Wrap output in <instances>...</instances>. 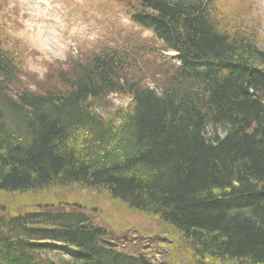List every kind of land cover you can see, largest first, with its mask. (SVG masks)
Here are the masks:
<instances>
[{
	"label": "trees",
	"instance_id": "16d2710c",
	"mask_svg": "<svg viewBox=\"0 0 264 264\" xmlns=\"http://www.w3.org/2000/svg\"><path fill=\"white\" fill-rule=\"evenodd\" d=\"M113 2L126 36L70 51L43 80L0 32V195L92 190L159 219L200 264H264L257 22L222 0ZM114 96L130 102L112 110ZM14 212L0 214V264H155L82 212Z\"/></svg>",
	"mask_w": 264,
	"mask_h": 264
},
{
	"label": "rangeland",
	"instance_id": "374dc122",
	"mask_svg": "<svg viewBox=\"0 0 264 264\" xmlns=\"http://www.w3.org/2000/svg\"><path fill=\"white\" fill-rule=\"evenodd\" d=\"M222 1L227 5L223 13H232L235 22H257L254 26L259 29V46L264 49V0ZM128 26L125 12L113 0H0V32L28 49L27 62L42 80L49 63L64 60L70 51L89 42L120 33L126 36ZM141 35V39L152 37L149 31ZM129 102L128 98L114 96L112 110ZM38 209L82 212L108 231L119 250L145 254L155 264H200L180 236L159 219L92 190L51 189L47 193L0 195V214Z\"/></svg>",
	"mask_w": 264,
	"mask_h": 264
}]
</instances>
